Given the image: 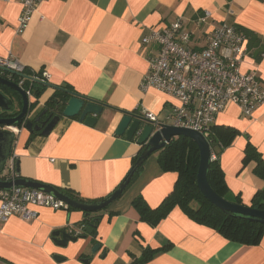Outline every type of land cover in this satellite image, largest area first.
Here are the masks:
<instances>
[{
    "label": "crops",
    "instance_id": "crops-1",
    "mask_svg": "<svg viewBox=\"0 0 264 264\" xmlns=\"http://www.w3.org/2000/svg\"><path fill=\"white\" fill-rule=\"evenodd\" d=\"M21 9L19 0H0V58L12 55L35 73L48 72L50 83L69 84L113 108L139 114L148 109L170 124L178 101L155 88L140 87L148 70V47L141 38L148 27L163 26L177 16H184L195 30L194 44L204 42V34L215 25L233 23L248 39L242 71H256L264 88V0H42L28 27L18 33ZM204 11L212 18L197 28L194 20ZM245 30L258 40L249 42ZM54 90L47 86L32 112L43 107ZM121 116L105 107L95 126L62 116L47 136L20 128L12 153L21 177L72 190L84 199L107 196L128 174L143 146L137 137L128 140L115 134ZM215 124L240 132L221 150L220 164L228 198L238 195L250 205L264 188V179L255 173L256 162L245 163L244 155L249 141L264 158V102L250 117L243 116L238 105L228 104ZM177 178L176 172L161 170L154 153L123 195L102 211L97 232L66 246L55 241L54 232L77 234L83 211L41 206L35 207L39 214L33 220L11 216L0 226V264H130L146 247L168 244V250L146 264H264V236L258 245L229 240L178 206L157 226L142 221L132 199L141 193L156 207L172 192ZM96 243L102 247L94 253Z\"/></svg>",
    "mask_w": 264,
    "mask_h": 264
},
{
    "label": "built area",
    "instance_id": "built-area-1",
    "mask_svg": "<svg viewBox=\"0 0 264 264\" xmlns=\"http://www.w3.org/2000/svg\"><path fill=\"white\" fill-rule=\"evenodd\" d=\"M19 1L22 9L17 32L22 33L42 0ZM211 18V13L204 11L194 24L200 28ZM195 34L184 16H177L163 26L148 27L141 38V43L148 47V70L140 87L143 91L155 88L178 101L173 107L170 125L197 130L208 138L216 116L228 104L238 105L243 116H252L264 102V88L256 71H242V63L249 52L248 39L233 23L225 21L215 25L199 44H194ZM0 66L22 73L26 67L12 55L0 58ZM49 77L45 71L40 72V76L34 75L43 81H49ZM23 79L19 82L21 86ZM26 91L33 97L31 89ZM142 114L154 122V131L160 129L162 122L155 113L143 109ZM11 130L19 132L17 127ZM213 159L216 155L212 153ZM6 170V180L16 178L14 153L7 160ZM41 206L65 210L69 207L63 200L39 189L0 188V226L14 215L33 220L39 214L35 207Z\"/></svg>",
    "mask_w": 264,
    "mask_h": 264
},
{
    "label": "trees",
    "instance_id": "trees-1",
    "mask_svg": "<svg viewBox=\"0 0 264 264\" xmlns=\"http://www.w3.org/2000/svg\"><path fill=\"white\" fill-rule=\"evenodd\" d=\"M245 33L249 36V42H256L258 40V37L254 36L252 32L245 30ZM24 72L32 77H34V75L40 76V73H35L27 67H25ZM20 80H22V78L19 79V82ZM23 80V87L25 89H31L36 98H39L47 88L46 85L36 82L35 80L28 78ZM62 87L68 90H73L72 86L69 84H65ZM10 92L16 98L17 104H15L17 107L19 106L20 110L22 107L21 96L12 89H10ZM70 97L71 95L66 91L55 89L53 94L45 102L42 110L47 109V113L52 115H62ZM15 104L12 108L13 111L17 113L15 110V108H17ZM36 105L37 102H33L31 106L35 107ZM37 133L39 132L35 131L32 134L35 135ZM239 133V130L233 126L216 125L214 123L208 135V139L212 147V153L216 155V159L211 161L210 168L208 170V181L212 188L226 199H230L227 196L230 190L227 186L225 174L220 164V153L223 148L229 146L233 142ZM217 144H219L220 147V151L218 152L216 151ZM144 147L145 146L143 145L139 154L134 158L132 166L137 162L138 158L143 153ZM156 153L157 162L161 170L163 172H176L178 174V178L172 192L169 193L156 207H151L141 193L132 199L131 204L138 211L142 221L147 222L151 226H157L175 207L178 206L189 218L197 223L206 225L216 230L229 240L245 245H258L262 241L264 236V223L258 220L241 218L231 212L222 210L203 196L197 184L200 150L192 138L184 135L173 137L169 143ZM249 161L256 162L255 173L264 179V158L257 148L248 141L245 149L244 162L247 163ZM145 162L146 160L139 164L127 188L140 174ZM58 189L72 199L84 203H97L104 198L84 199L72 190L62 188ZM230 200L239 204H244L242 198L238 195L235 196L234 199ZM250 206L264 210V188L255 194ZM108 208L109 206L97 212H87L81 210L84 212V227L82 226L77 234L74 233L73 230H69V232L76 236L77 239L95 234L101 218V213ZM72 209L80 210L71 206H69L67 210ZM88 227L93 229L92 233H88L84 230ZM170 245L171 244H168L158 248L146 247L141 256H134V259L130 264H146L159 253L168 250Z\"/></svg>",
    "mask_w": 264,
    "mask_h": 264
},
{
    "label": "water",
    "instance_id": "water-1",
    "mask_svg": "<svg viewBox=\"0 0 264 264\" xmlns=\"http://www.w3.org/2000/svg\"><path fill=\"white\" fill-rule=\"evenodd\" d=\"M3 73H9V75L17 76L19 78L32 79L36 82L43 83L46 86L69 93L71 97L67 101L62 115L52 116V114H50L46 120L41 121L42 116L47 113V109H44L42 113H40L35 119V121L40 124L35 125V122L28 118V113L33 102H37L38 105L39 99L37 98L35 101H32L23 86L11 78L4 76ZM0 84L16 91L21 96L22 100L21 111L18 114L15 116L0 117V174L4 171V169H6L7 160L12 153L15 133L11 130V127L22 125L31 132L38 131L42 135L47 136L52 132L62 116L68 118L78 117L79 120L85 122V124L89 126H95L98 121V116L102 114L105 107H110L122 114L121 119L119 120L115 129L116 135L125 136L128 140H133L137 137V142L145 146L143 153L140 155L137 162L131 167L128 174L117 186V188L97 203H84L76 201L51 184L21 177L19 171V162H16L15 179L6 180V177L4 178L0 175V188L12 189L15 186L39 189L63 200L73 208L87 212L101 211L110 206L114 201L123 195L139 164L143 163L151 155L162 149L167 143L170 142L173 137L184 135L192 138L200 150L197 184L203 196L222 210L231 212L241 218L258 220L264 223V210L253 208L247 204H239L228 200L219 195L212 188L208 181V170L212 161V147L209 139L203 133L191 128L162 123L160 124V129L154 131V122L142 114L136 113L134 111L113 108L103 101L80 94L74 90L65 89L62 86L54 85L49 81H43L39 78H34L25 73L18 72L5 66H0ZM10 108H12L10 105V100L2 92H0V109ZM6 175L7 173L5 176ZM84 230L88 233H92L93 231L91 227H88ZM54 235L57 237L55 241L62 246H66L71 240H77V237L66 229L57 230L54 232ZM101 247V243H96L92 251L96 253L101 249ZM104 256L105 252L102 254V257ZM56 258L61 259L62 256H56ZM84 261L89 262L88 259H85Z\"/></svg>",
    "mask_w": 264,
    "mask_h": 264
},
{
    "label": "flooded vegetation",
    "instance_id": "flooded-vegetation-1",
    "mask_svg": "<svg viewBox=\"0 0 264 264\" xmlns=\"http://www.w3.org/2000/svg\"><path fill=\"white\" fill-rule=\"evenodd\" d=\"M3 75L4 76H6V77H9V78H11L12 80H14V81H16V82H18L19 83V79H21V78H19L18 79V77L17 76H11V75H9V73H7V74H5V73H3ZM17 77V78H16ZM20 84V83H19ZM11 89V88H10ZM10 89H9V87H7V86H5V85H1L0 84V92H2L9 100H10V105H11V107L16 103L17 104V101H16V98L14 97V95H12L11 94V92H10ZM32 96L35 98V96H34V94H33V92H32ZM31 98V100H32V97H30ZM33 101V100H32ZM37 106V105H36ZM33 109H34V107H32L31 106V108H30V110H29V115H28V118H30L31 120H33L35 123V125L36 124H40V123H37L36 121H35V119H36V117L40 114V113H42V109H43V107H41L38 111H36V112H32L33 111ZM15 110L17 111V113L16 112H14L13 111V108H10V109H0V117H9V116H15L16 114H18L20 111H21V109L19 110V106L17 107V108H15ZM19 110V111H18ZM11 114V115H10ZM12 114H15V115H12ZM141 114H142V112H141ZM50 114L49 113H46V114H44L43 116H42V120L41 121H44V120H46L47 118H48V116H49ZM143 115V114H142ZM52 116H54V115H52ZM144 116V115H143ZM17 128L18 129H20V128H24L22 125H19V126H17ZM38 132V131H37ZM12 154V153H11ZM6 173H7V170H6ZM7 176V175H6ZM6 176H4V178L6 177Z\"/></svg>",
    "mask_w": 264,
    "mask_h": 264
},
{
    "label": "rangeland",
    "instance_id": "rangeland-1",
    "mask_svg": "<svg viewBox=\"0 0 264 264\" xmlns=\"http://www.w3.org/2000/svg\"><path fill=\"white\" fill-rule=\"evenodd\" d=\"M214 145H215V144H214ZM214 147H215V146H214ZM151 156H152V155H151ZM151 156H150V157H151ZM150 157H149V158H150ZM5 174H6V169H4V171H3L0 175H1V177H4Z\"/></svg>",
    "mask_w": 264,
    "mask_h": 264
}]
</instances>
